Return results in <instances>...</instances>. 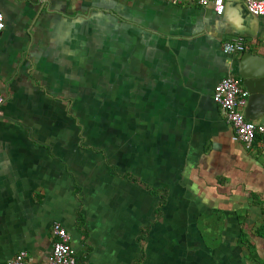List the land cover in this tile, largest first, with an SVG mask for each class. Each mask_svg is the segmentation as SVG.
Wrapping results in <instances>:
<instances>
[{
    "label": "crops",
    "instance_id": "1",
    "mask_svg": "<svg viewBox=\"0 0 264 264\" xmlns=\"http://www.w3.org/2000/svg\"><path fill=\"white\" fill-rule=\"evenodd\" d=\"M224 4L0 0V264L54 223L77 264H264V152L212 100L264 18Z\"/></svg>",
    "mask_w": 264,
    "mask_h": 264
},
{
    "label": "built area",
    "instance_id": "2",
    "mask_svg": "<svg viewBox=\"0 0 264 264\" xmlns=\"http://www.w3.org/2000/svg\"><path fill=\"white\" fill-rule=\"evenodd\" d=\"M178 4L182 0H167ZM198 6L205 8L211 6L217 16H221L225 9L224 0H193ZM247 11L254 17L264 18V0H244ZM4 28V16L0 12V38ZM245 40L241 36L234 37L223 45L224 53H240L244 51ZM248 93L233 76L220 80L214 87L212 100L222 110L225 120L233 130L232 141L241 143L250 149L257 141L264 152V120L255 123L246 120L244 110L247 105ZM4 97L0 92V105ZM53 243L51 254L46 264H77L75 251L70 244V235L58 223L51 226ZM6 264H32L28 253L18 252Z\"/></svg>",
    "mask_w": 264,
    "mask_h": 264
},
{
    "label": "water",
    "instance_id": "3",
    "mask_svg": "<svg viewBox=\"0 0 264 264\" xmlns=\"http://www.w3.org/2000/svg\"><path fill=\"white\" fill-rule=\"evenodd\" d=\"M239 63L240 70L236 75L248 93L244 117L255 121L264 117V58L243 52Z\"/></svg>",
    "mask_w": 264,
    "mask_h": 264
},
{
    "label": "trees",
    "instance_id": "4",
    "mask_svg": "<svg viewBox=\"0 0 264 264\" xmlns=\"http://www.w3.org/2000/svg\"><path fill=\"white\" fill-rule=\"evenodd\" d=\"M245 49H246V41H245V44H244V51H245ZM239 83H240V82H239ZM240 84H241V83H240ZM260 236H264V227H261ZM240 242H241V243H245V241H244V237H243V236L240 237Z\"/></svg>",
    "mask_w": 264,
    "mask_h": 264
}]
</instances>
